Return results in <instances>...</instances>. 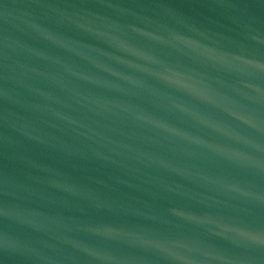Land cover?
I'll return each mask as SVG.
<instances>
[{
	"label": "water",
	"instance_id": "water-1",
	"mask_svg": "<svg viewBox=\"0 0 264 264\" xmlns=\"http://www.w3.org/2000/svg\"><path fill=\"white\" fill-rule=\"evenodd\" d=\"M0 264H264V0H0Z\"/></svg>",
	"mask_w": 264,
	"mask_h": 264
}]
</instances>
